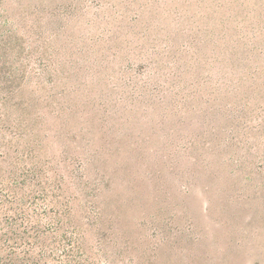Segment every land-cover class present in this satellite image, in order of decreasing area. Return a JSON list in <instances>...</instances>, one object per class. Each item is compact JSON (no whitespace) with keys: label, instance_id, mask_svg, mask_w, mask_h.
Instances as JSON below:
<instances>
[{"label":"rangeland","instance_id":"rangeland-1","mask_svg":"<svg viewBox=\"0 0 264 264\" xmlns=\"http://www.w3.org/2000/svg\"><path fill=\"white\" fill-rule=\"evenodd\" d=\"M0 264H264V0H0Z\"/></svg>","mask_w":264,"mask_h":264}]
</instances>
